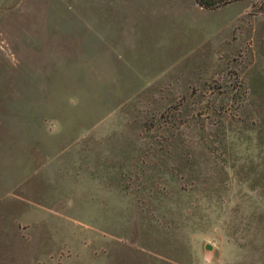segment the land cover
Segmentation results:
<instances>
[{
	"label": "rangeland",
	"instance_id": "374dc122",
	"mask_svg": "<svg viewBox=\"0 0 264 264\" xmlns=\"http://www.w3.org/2000/svg\"><path fill=\"white\" fill-rule=\"evenodd\" d=\"M0 0V264H264V0Z\"/></svg>",
	"mask_w": 264,
	"mask_h": 264
},
{
	"label": "trees",
	"instance_id": "16d2710c",
	"mask_svg": "<svg viewBox=\"0 0 264 264\" xmlns=\"http://www.w3.org/2000/svg\"><path fill=\"white\" fill-rule=\"evenodd\" d=\"M196 1L201 6H205V7L214 6V3L212 2V0H196Z\"/></svg>",
	"mask_w": 264,
	"mask_h": 264
}]
</instances>
